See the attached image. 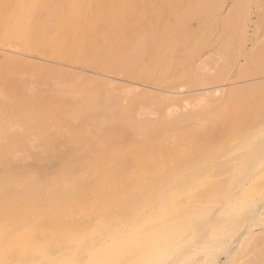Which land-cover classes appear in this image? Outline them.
Returning <instances> with one entry per match:
<instances>
[{"label": "bare ground", "instance_id": "6f19581e", "mask_svg": "<svg viewBox=\"0 0 264 264\" xmlns=\"http://www.w3.org/2000/svg\"><path fill=\"white\" fill-rule=\"evenodd\" d=\"M245 1L236 0L219 24L222 27L221 33L225 34L226 31L219 47L225 62L227 58L232 57L231 46L233 47L234 43L237 45L242 35L239 28L241 23L230 31L225 25H230L229 22L238 15L236 13H240V7ZM56 4L53 3L49 7V3H40L35 14L46 12L58 24H63L64 28L69 26L74 28V32L83 29V34L79 36L76 33L77 40L69 38L49 45L46 43L48 39L43 41L45 37H42L47 30L51 31L48 23L42 24L43 18L39 20L36 16L37 21H32L37 24H32L28 31L32 38L29 43L40 44L42 49L48 52L53 45L69 44L86 53L93 52L97 60L104 58L105 54L116 52L120 47L113 41L98 39L100 26L94 17L95 13L87 6H82L71 16L73 18L68 20L56 17L67 14ZM140 4L146 6L142 2ZM147 8L149 7H146V10ZM194 11L196 20L204 24L205 18L208 19L206 14L209 13L198 9ZM155 19L159 25L162 18L158 20L155 17L153 20ZM257 24L259 27L264 26V13L258 16ZM206 27L207 33L213 34V26ZM13 28L9 26L5 27V30H17L14 28L13 31ZM68 30L66 32H70ZM178 30L181 34L179 39H185V30ZM201 36L204 37L205 34ZM151 43L137 42L131 49V56L118 60L117 65L121 71L127 72L137 61L147 63ZM193 54L195 53L192 52L191 55ZM249 61V67L255 69L257 63L253 56ZM30 62L14 60L12 63L10 60L0 67L10 64L29 66ZM59 67H39L38 70L42 74L58 78V82L71 79L78 83V80L83 78L81 74L70 72L68 67ZM261 68L262 66H259V69ZM108 84L114 85L110 82ZM252 84L229 92H224L218 86L202 88L198 89L199 94L195 96H182V88L178 89L177 93L164 92L155 95L154 107H161L163 101L175 102L171 109L159 115L161 122L157 121L158 117L151 119L157 113L148 109L141 114L137 113V118L126 115V109L123 118L119 115L121 118L116 117L115 120L113 117L112 121L120 122L125 133L136 139V145L134 144L132 149L129 148L128 155L141 156L140 161H133L130 171L126 174V182L118 185L120 191L111 195L115 210L103 200L102 191L108 178L115 173L112 163L118 159V151L113 145H105V149L100 150L96 137L93 140L85 139V136L89 135L88 128L84 125L85 108L90 106L96 110L102 108L101 105L97 101L87 102L90 98L87 101L81 99V102L74 103L65 113L64 120L57 122L61 134L69 133L70 145L76 147V151L70 154L56 149L55 138L45 135L41 127L34 128L40 118L49 113V98L38 99L32 92L22 91L16 94L13 106L8 108L4 103V95L0 94V121H6L10 130L18 128L20 134L25 133V128L32 129L30 135L38 136L37 141L48 151H52L53 159L61 161L55 166L50 162L43 167L28 165L10 173L0 172V264H264V94L258 93L264 88V84ZM127 87L119 88L126 94L134 92V87ZM9 92L11 96L15 95L10 88ZM113 95L116 94L112 93ZM24 107L29 110L30 118L19 123L15 118ZM221 108L220 112H216ZM69 120L76 125H70ZM222 127L229 130V133L225 134L221 130ZM218 144L223 146V149L217 150L215 145ZM225 157H230V160L218 163V159ZM66 161H69L72 167L68 168ZM147 167H156L159 171L167 169L164 172L166 181L157 183L149 195H141L136 192L134 181L138 176L134 175L133 171H144ZM99 170L103 172V181L86 183V180L92 179ZM191 172L195 174L191 175ZM146 173L142 172V175L146 176ZM90 193L98 195L97 201H85L82 205L73 201L78 194ZM68 215L70 217L64 218ZM258 229L261 231L256 232ZM260 248L262 251L260 250L258 258L245 260L253 250Z\"/></svg>", "mask_w": 264, "mask_h": 264}, {"label": "rangeland", "instance_id": "374dc122", "mask_svg": "<svg viewBox=\"0 0 264 264\" xmlns=\"http://www.w3.org/2000/svg\"><path fill=\"white\" fill-rule=\"evenodd\" d=\"M246 1L240 7V13H236L238 15H235V17L231 20L232 23L229 22L230 25H225L226 29L230 31L232 27L234 30L235 25L237 26L238 23H241L239 28L242 34H240L241 37L238 41L236 39L238 42L237 45L234 43L233 47L231 46L232 57L230 56L227 58L228 60L225 62L226 59L224 56L222 57L220 55L221 53L219 52V47L226 31L225 34H222V27L219 24H221L222 19L226 17L229 8L236 2V0H0V65L5 64L10 60L12 63L14 60L31 61L29 66L21 67L16 66L15 64H10L5 67H0V94L4 95V103L8 108L13 106L16 100V94L22 93V91L32 92L35 97H38V99L49 98L51 100L49 113L43 115L38 123L34 125V128L41 127L46 133L45 135H52L55 138L56 149L70 154L76 151V147L74 145H70L71 138L69 133L61 134L60 129L57 127V122L64 120L65 113L72 108L74 103L79 102L81 99L87 101V99L90 98L91 100L89 99L90 101L88 100L87 102L92 103L93 101H97L101 105L102 108H98L96 110L90 106L85 108L86 120H84V125L87 126L90 135V138H88L89 135H87L85 136V139L93 140L94 137H96V144H99L98 146H100V150L105 149V145H113L118 151V159L114 160L112 163L115 173L108 178V181L105 183L104 190L102 191L103 200L106 201V204L109 205L112 210H115L111 195L120 191L118 185L126 182V179H128L126 174L130 171L133 161H140L141 156L136 157L131 154L130 156L128 155V150L134 148V144L136 145V139L128 136L125 133L124 126H122L120 122L112 121L113 119L117 120L116 117H118V119L121 117L123 118L125 113L126 115L130 114L132 118H137L136 114H141L145 111V109H148L152 113L155 111L157 115L154 112L155 115L153 114L154 116L149 117H151V119H158L159 115L161 116L166 111L171 109L175 102L171 101L172 103H170V101H163L164 103L161 107H154V96L163 94L164 92L177 93L180 88H182L181 95L185 97L199 94L198 89L201 90L202 88L208 89L218 86L222 88L224 92H229L236 88L251 86L252 83V85H260L261 83L264 84V62H260L261 60L264 61V38L261 36L264 32V26L259 27L257 24L258 16L261 13H264V2L261 3L258 0ZM141 2L146 6L144 7V5H141ZM40 3H47V5L49 3V7L53 3L60 6L62 12H66L67 14H62L61 16L57 15L56 17L68 20L72 19L73 17L71 16H74L75 12L79 11L82 6H87L89 10H92L95 13L94 17H96L97 24L100 26L98 39L105 42L113 41L114 43H118L120 47L116 52L108 53L107 55L105 54V56H103L104 58L97 60L94 57L95 54L93 52L86 53L85 51L76 49L73 45H65V43L53 45L49 48L50 51L48 52L45 51L44 48L42 49L40 44L29 43L32 38L28 31H30V27L37 24V22L35 24V21H32L36 18L39 20L43 18V20L41 19L43 21H41L42 24L48 23L51 31L47 30L49 33L46 32L47 34L45 33L42 37H45L43 38V41H46L45 39L49 40V42L48 40L46 41L49 45L52 42L60 43L61 41L69 40V38L77 40L76 36L83 34V29L74 32V28H69V26L68 28H64L63 24H58V22L55 19H51L46 12H42L40 15L38 13L35 14V11L39 8ZM146 7L149 8L146 10ZM194 9H198L202 12L207 11L209 13L206 14L208 19L205 18L204 24L196 20ZM72 11L74 12L72 13ZM45 14L47 16H45ZM153 17L158 18V20L159 18H162L160 19L159 25L156 19L153 20ZM132 18L133 20H131ZM138 21H140V23ZM151 22L153 24H151ZM213 22H215V25ZM206 25L208 27L210 25L213 26V31H211L213 34L207 33ZM9 26L17 28V32L14 31V28V32L5 30V27ZM155 26L157 27L154 30ZM204 27L205 29H203ZM179 28H183V30L186 28L184 32L185 39H179L180 37L178 36L181 35L178 30ZM67 30L70 32H66ZM205 30L206 32H204ZM25 31H27V33ZM204 34V37L201 36ZM151 37L154 38L152 39ZM139 41L149 43L153 42L150 44V47L152 46V48L149 49L150 54L148 53L147 63L142 60L137 61L135 66L132 67L133 69L131 68L132 70L130 69L127 72L121 71L117 65L118 60L120 61L121 59L131 56L132 47ZM83 45H85V43L82 44V46ZM9 46L14 48H9ZM192 52L195 54L191 55ZM252 56L257 63V68H253L255 71L249 67V59ZM60 65L68 67L72 73L81 74L83 78L78 80V83L71 79H65L66 81L62 80L58 82V78L56 79L54 76L42 74L38 70L39 67L58 69L60 68ZM259 66H262V68L259 69ZM78 71L81 72L78 73ZM203 71L205 73H202ZM218 75L220 76L218 77ZM109 82L113 83L115 86L108 84ZM131 84H134V86ZM117 85L124 88L128 86L127 88L132 89L134 87L135 90H133L134 92H131L133 94H126ZM9 88L15 92V95L11 96V94H9ZM116 88L119 89L116 90ZM136 88L138 90H136ZM59 89L60 92L58 91ZM67 91L69 92L63 93ZM112 93H115L116 95L112 96ZM258 93L264 94V88L260 89ZM126 95L129 98L126 99ZM111 97L112 99H110ZM110 104H112V106ZM150 105H152L153 108H151L152 106ZM113 108H115V110ZM111 109L114 111L112 110V112ZM221 110L222 108L220 110L218 109L216 112H220ZM119 115L121 117H119ZM28 118H30L29 110L24 107L15 119H17L19 123H22ZM157 121L161 122L162 120L159 118ZM112 123H116L117 125ZM69 124L72 126L76 125V123H72L71 120H69ZM221 130L225 134L229 133V130L223 127ZM23 131H25V133L20 134L18 128L10 130V125H8L6 121H0V172L10 173L12 171L23 169L28 165H34V167H41L40 165H42L43 167L44 165L47 166L50 162L52 166H55L61 162L53 159L52 151H48L46 147L44 148L41 142L37 141L38 136L33 137L30 135V131H32V129L28 130L25 128ZM96 131L99 135H97L98 133ZM66 134H69V136ZM215 147L217 150L223 149V146L219 144L215 145ZM225 158L218 159V163L230 160V157ZM187 159H185V161ZM126 162H128L129 165H127ZM65 165L68 168L72 167L69 161H66ZM159 170L160 169L156 167H147L144 171L134 169L133 174L138 176L134 181L136 183V192L141 195H149L153 192L154 186L157 183L165 182L166 178H164V172L167 169L163 171ZM99 171L92 179H87L86 183L90 184L92 181H103V172ZM142 172H147V177L143 176ZM194 174L195 172L191 175ZM128 183L126 185H128ZM97 196L98 195L96 193H90L87 195L78 194L73 201L75 203L77 202L78 205H82L85 201H92L95 199L97 201ZM99 201L100 200H98L97 203H99ZM66 217L68 218L70 216L68 215L64 218ZM260 231L261 230L258 229L256 232ZM260 250L262 251V248L253 250V252L249 254V257L245 258V260L247 261L253 257V259L258 258L261 254Z\"/></svg>", "mask_w": 264, "mask_h": 264}]
</instances>
